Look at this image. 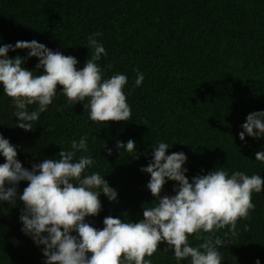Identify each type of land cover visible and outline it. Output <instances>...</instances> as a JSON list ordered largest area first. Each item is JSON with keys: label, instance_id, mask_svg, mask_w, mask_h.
I'll use <instances>...</instances> for the list:
<instances>
[{"label": "trees", "instance_id": "trees-1", "mask_svg": "<svg viewBox=\"0 0 264 264\" xmlns=\"http://www.w3.org/2000/svg\"><path fill=\"white\" fill-rule=\"evenodd\" d=\"M95 32L103 33L95 39L107 53L97 61L104 78L117 73L128 77L124 92L131 120L94 123L88 98L68 106L58 85L33 131L25 132L16 127L15 107L0 84V134L16 147L25 168L58 159L61 149L71 150V141L87 137L88 151L77 152L76 158L90 155L94 164L83 175H102L117 200L101 194V212L86 222L102 229L108 215L124 222L143 219V207L156 201L146 187L150 175L140 169L159 142L170 144L166 155L185 153L190 181L221 168L229 175L241 171L264 179V164L255 160V153L264 151V137L245 135L242 142L238 135L248 114L264 111V0H0V46L36 40L75 57L80 69L93 54L88 37ZM27 52L17 49L7 55L24 58ZM37 63L32 57L22 66L40 75ZM133 69L144 75L139 87H134ZM129 139L135 141V152L115 147ZM4 162L0 155V164ZM175 184L168 181L161 195H174ZM25 187L21 181L17 192ZM252 202L249 217L237 222L238 235L226 237L228 244L218 249L222 264H255L257 259L264 264V190L253 193ZM23 207L19 199L14 205L0 202V264H44L43 246L21 231ZM226 231L215 235L224 237ZM189 242L197 246L203 240L190 236ZM158 248L145 259L178 264L166 243ZM179 264H190V259Z\"/></svg>", "mask_w": 264, "mask_h": 264}, {"label": "clouds", "instance_id": "clouds-1", "mask_svg": "<svg viewBox=\"0 0 264 264\" xmlns=\"http://www.w3.org/2000/svg\"><path fill=\"white\" fill-rule=\"evenodd\" d=\"M102 35L95 32L88 37L94 51L80 69L75 57L53 51L36 40L0 46V84L15 107L16 127L33 131V122L52 103L58 85L68 106L88 98L89 119L94 123L132 119L124 92L128 77L117 73L105 79L104 70L97 64L107 55L102 43L95 39ZM17 49H27V56L9 58L8 52ZM32 57L37 58L35 67L42 69V74L34 76L33 71L22 66ZM133 71L137 73L134 87H139L144 75L138 69ZM31 105L36 107L30 111ZM241 128L238 135L242 142L245 135L264 137V111L248 114ZM70 147L71 150L61 149L58 159L33 163L29 170L17 159L16 147L0 134V155L5 161L0 164V202H22L21 231L37 247L43 246L44 264H152L145 257H152L162 242L173 251L178 264L187 259L190 264H222L218 249L228 244L226 237L238 235L237 222L247 219L255 208L252 194L264 190V179L259 174L249 176L236 171L229 175L222 168L193 176L190 181L183 167L185 153L166 155L170 144L159 142L147 166L140 169L150 175L146 187L156 201L154 206L143 207V219L135 223L105 216L103 228L98 229L86 222V217L101 212V194L114 202L117 192L99 173L83 175L94 164L90 155L76 158L77 152L88 151L86 136L78 143L71 141ZM115 147L133 153L136 144L129 139L126 144L117 141ZM111 153L107 149V154ZM255 160L264 164V151H257ZM21 181H26L27 187L19 194L17 185ZM168 181L176 182L175 194L162 196ZM226 227L224 237L215 235ZM201 232L209 235L202 236ZM190 236L203 242L191 246ZM255 264H260L259 259Z\"/></svg>", "mask_w": 264, "mask_h": 264}]
</instances>
